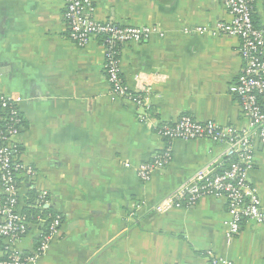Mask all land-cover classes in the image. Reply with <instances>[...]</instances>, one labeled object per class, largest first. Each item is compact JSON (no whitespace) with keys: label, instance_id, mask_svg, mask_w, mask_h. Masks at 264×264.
Masks as SVG:
<instances>
[{"label":"crops","instance_id":"0c3cea01","mask_svg":"<svg viewBox=\"0 0 264 264\" xmlns=\"http://www.w3.org/2000/svg\"><path fill=\"white\" fill-rule=\"evenodd\" d=\"M92 7L99 22L150 30L139 43L120 46L119 67L130 91L151 89V126L127 99L110 93L101 37L84 47L69 39L65 0H0V95L14 101L22 118L15 157L23 167L19 210L28 229L15 250L34 253L58 215L59 233L36 264H210L211 258L264 264V226L245 221L228 237L224 199L154 210L220 159L224 144L172 141L169 165L147 182L136 173L168 145L155 128L182 116L249 127L229 92L243 66L241 40L194 32L229 20L221 1L92 0ZM254 8L262 27L263 1ZM261 104L264 110V98ZM254 159L248 178L264 205V141L254 140ZM5 246L0 239V261L8 256Z\"/></svg>","mask_w":264,"mask_h":264},{"label":"built area","instance_id":"2783aa9c","mask_svg":"<svg viewBox=\"0 0 264 264\" xmlns=\"http://www.w3.org/2000/svg\"><path fill=\"white\" fill-rule=\"evenodd\" d=\"M229 20L218 22L213 27H197L198 35L235 37L241 40L239 54L243 63L240 74L229 87L236 97L243 115L248 120V129L220 126L213 121L197 122L189 116H182L170 125L156 127L155 130L167 142V147L151 160L136 168L138 178L147 182L152 174L165 168L172 159V141L189 142L206 140L214 144H224L225 150L217 159L181 183L157 207L156 212H167L184 205H194L203 197L224 199L229 220L225 223L227 236L240 233L241 225L250 221L264 226V205L257 197L249 182V172L255 165L254 140L264 141V26L255 24L256 0H220ZM263 4H264V0ZM92 0H65V21L69 39L79 47H84L91 38H103V71L110 93L127 99L140 111V122L149 123V87L139 86L130 91L120 76L119 48L126 43H139L150 33L148 28L120 26L110 22H99L93 17ZM188 33V30H184ZM22 118L14 101L0 95V239L6 243L8 256L0 264H36L45 253L51 241L56 238L61 226V217L55 215L47 223L46 231L39 237L34 253L24 255L14 248L17 239L28 229L26 215L19 210L17 174L23 169L16 162L15 139L19 136ZM129 166V165H125ZM27 174L32 171L27 169ZM210 264H231L221 259H210Z\"/></svg>","mask_w":264,"mask_h":264},{"label":"trees","instance_id":"16d2710c","mask_svg":"<svg viewBox=\"0 0 264 264\" xmlns=\"http://www.w3.org/2000/svg\"><path fill=\"white\" fill-rule=\"evenodd\" d=\"M253 18H254V17H253ZM255 20H256V19H255ZM255 20H254V21H255ZM257 26H258V25H257ZM101 40L103 41V38H101ZM27 210H28V209H27ZM29 210L32 211V209H29ZM29 210L26 212V213H28V215L30 214V211H29Z\"/></svg>","mask_w":264,"mask_h":264},{"label":"rangeland","instance_id":"374dc122","mask_svg":"<svg viewBox=\"0 0 264 264\" xmlns=\"http://www.w3.org/2000/svg\"><path fill=\"white\" fill-rule=\"evenodd\" d=\"M94 13V12H93ZM108 84V83H107ZM108 86H109V84H108ZM109 91H110V86H109ZM150 105H151V102H150Z\"/></svg>","mask_w":264,"mask_h":264}]
</instances>
